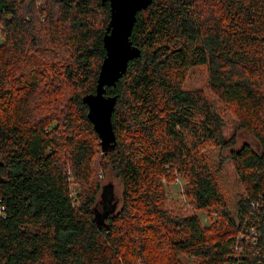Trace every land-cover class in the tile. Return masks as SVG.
I'll return each instance as SVG.
<instances>
[{
    "label": "trees",
    "instance_id": "16d2710c",
    "mask_svg": "<svg viewBox=\"0 0 264 264\" xmlns=\"http://www.w3.org/2000/svg\"><path fill=\"white\" fill-rule=\"evenodd\" d=\"M110 13L108 0H0V264H264V0L140 10L141 54L107 88L117 142L103 151L83 97L96 92ZM197 65L214 99L184 88ZM216 99L256 147H234ZM211 146L230 148L233 207ZM174 167L191 212L162 204L158 178ZM97 169L120 179L118 209L98 210Z\"/></svg>",
    "mask_w": 264,
    "mask_h": 264
},
{
    "label": "rangeland",
    "instance_id": "374dc122",
    "mask_svg": "<svg viewBox=\"0 0 264 264\" xmlns=\"http://www.w3.org/2000/svg\"><path fill=\"white\" fill-rule=\"evenodd\" d=\"M2 41L0 37V42ZM207 67L204 65L194 66L187 78L184 82V88L186 89H194V88H203L210 99H214L215 97L209 92L207 88ZM215 108L219 111L220 115H222L224 120V133L227 136H231L232 134H236V144L234 147H239L243 143L248 142L252 146H257V140L252 136V134L239 126L236 115L234 113L233 108L227 107V105L223 104L219 100H214ZM230 148L228 147H220V146H211L208 151V160L209 164L212 168L219 169V177L222 190L225 193L226 199H228V203L231 207H233L237 198H239V194L242 192V187L236 173L233 170V166L231 164L229 158ZM174 169H170L169 173L158 178V182L162 188V204L164 207L168 208L169 211H174L176 213H180L185 210L186 213L192 211V207L190 206V196L188 193L189 185L187 183V178L182 175V173ZM97 179H101L100 181L105 184V188L101 190L98 195V210H102L107 208L106 204L110 201L111 205L114 206V209H118L121 205V193H122V183L120 179L112 175L111 171H102L97 169L96 174ZM197 214L201 219V223L203 225L211 224V221L215 219V216L207 214L205 211H198ZM101 214H99L100 216ZM183 259L184 263L191 264L193 262V257L186 256L184 254H179Z\"/></svg>",
    "mask_w": 264,
    "mask_h": 264
},
{
    "label": "water",
    "instance_id": "95a60500",
    "mask_svg": "<svg viewBox=\"0 0 264 264\" xmlns=\"http://www.w3.org/2000/svg\"><path fill=\"white\" fill-rule=\"evenodd\" d=\"M110 21L104 35L106 55L99 71L96 92L84 95L88 105V117L100 136L103 151L114 148L117 142L112 124V112L116 95H106L107 88L123 77L130 60L141 54V49L131 40L137 13L152 0H108ZM2 161H0V165Z\"/></svg>",
    "mask_w": 264,
    "mask_h": 264
},
{
    "label": "built area",
    "instance_id": "2783aa9c",
    "mask_svg": "<svg viewBox=\"0 0 264 264\" xmlns=\"http://www.w3.org/2000/svg\"><path fill=\"white\" fill-rule=\"evenodd\" d=\"M4 207L0 206V213L2 214Z\"/></svg>",
    "mask_w": 264,
    "mask_h": 264
}]
</instances>
